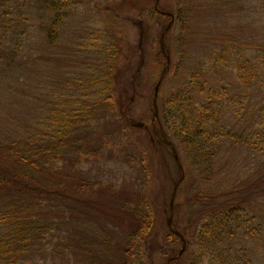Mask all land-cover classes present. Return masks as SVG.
Returning <instances> with one entry per match:
<instances>
[{
	"label": "trees",
	"instance_id": "obj_1",
	"mask_svg": "<svg viewBox=\"0 0 264 264\" xmlns=\"http://www.w3.org/2000/svg\"><path fill=\"white\" fill-rule=\"evenodd\" d=\"M110 1L126 3L129 0ZM181 2L176 0L172 27L175 34L179 33L175 39L177 65L170 78L175 85L167 97H160L159 114L169 134L179 141L178 149L190 157V164L194 162L197 178L209 182L216 175V160L227 149L224 148L225 143L262 153L264 134L255 138V133L253 141L245 137L251 125L237 132L224 127L214 128L227 110L226 106L234 105L237 97L231 94L232 85L220 84L222 79L211 83L208 70L202 65L197 64L195 69L192 68L193 72L188 71L187 35L192 19L190 9ZM79 3L80 0L75 5ZM72 5L71 0H0V80L11 72L19 73L28 65L26 47L31 38L34 16L42 14L50 20L35 19L39 22V34L50 51L57 47L59 28ZM156 12L159 13L154 9L150 18L155 20ZM164 28L165 25L161 32ZM223 46L218 54L220 60L236 58L233 66L224 63L227 72L233 71L231 79L236 84L246 89L260 81L264 74V50L257 57L254 54L243 55L239 51L233 55L229 46ZM76 48L77 55L83 51L89 56L88 62L82 65L83 73H72L64 83L63 92H52V108H42V115L34 124L25 126L21 135L0 140V264H35L44 250L62 235L61 228L70 207L88 206L100 212L102 208L109 211L106 217L113 223L110 235L107 229L106 237L98 239V242L71 245L73 250H78L76 254L82 253L85 258L96 260V264H136L153 231L155 218L147 200L144 181L140 185L137 182L136 188L130 185L127 190L122 176L105 182L82 172L90 165L121 168V164H127L129 172L137 168L140 175L147 178L142 154L138 156L127 149L115 156L119 148L135 146L130 140L133 128L121 118L118 109L121 48L116 43L109 44L101 30L79 39ZM157 53L161 61H165L159 45ZM134 78L130 79L131 86ZM107 117L115 120L111 133H107L108 127L104 124ZM255 124L264 127V103L259 106ZM134 151L138 149L134 148ZM65 168L67 171L64 172ZM207 182L205 185L209 184ZM193 204L198 210L191 218L194 221H189L198 226L196 241L201 250L207 249L206 245L210 248L208 244L212 240L233 237L252 221L244 210L216 198L208 190L198 189ZM118 218L126 221L125 230L120 228L121 233L116 227L120 223ZM253 235V230L248 231L245 238ZM166 239L173 242L177 238L169 232ZM120 242L123 247L118 261L112 250L120 247ZM211 253L212 264L215 261L234 263L229 262L223 253L215 250Z\"/></svg>",
	"mask_w": 264,
	"mask_h": 264
},
{
	"label": "rangeland",
	"instance_id": "obj_2",
	"mask_svg": "<svg viewBox=\"0 0 264 264\" xmlns=\"http://www.w3.org/2000/svg\"><path fill=\"white\" fill-rule=\"evenodd\" d=\"M71 1L72 8L68 10L67 17L59 28L57 47L51 52L48 50L38 31L39 22L35 21L48 22L49 18L42 14L34 16L31 21V38L26 47L28 57L25 60L28 65L24 70H19V73L11 72L0 80V140L21 135L25 126L34 124L36 118L42 115V108H52V92H63L64 83L70 79L71 74L83 73L82 65L88 62L86 52L82 51L80 55L75 53L78 51L76 43L79 44V39L86 34L101 30L109 44L116 43L122 50L121 64L118 66V72H122L118 74V109L121 118L133 128L130 140L135 144L133 150L119 148L115 156L118 157L127 149L133 151L132 154H142L147 178L140 175L137 168L129 172L127 164H121L123 169L115 165H90L82 172L105 182L114 181L118 175L122 176L127 190L130 185L136 188L137 182L138 185L145 182L146 196L155 224L148 238V245L143 248L136 264H166L168 258L176 257L181 249L177 239H173V242L166 239L169 233V197L180 172L170 148L159 145L156 141L152 142L154 138L151 122L153 88L158 81L162 64H165L157 53L158 41L162 27L167 25L169 19L157 12L155 20L150 18L156 0H129L126 3L80 0L78 6L75 3L79 0ZM182 3L190 9L192 19V27L187 35L188 71L193 72L192 68L195 69L197 64L202 65L208 70L211 83L222 79L223 83L220 84L232 85L231 94L237 97L234 105L226 106L227 110L214 128L224 127L237 132L251 125L245 132V137L253 141L255 133V138L263 137L264 127L255 123L258 121L259 106L264 103V74L260 81L244 89L231 79L234 77L233 71L227 72L224 68V63L227 62L233 66L236 58H226L225 62L220 60L218 54L223 45H227L233 55L236 51L247 56L261 55L264 50V0H182ZM156 5L158 11L175 17L176 0H158ZM173 31L172 29L166 41L171 69L160 87L159 98L167 97L175 85L170 78L177 62L178 46L175 39L179 33L177 31L175 34ZM262 68L264 73V67ZM134 76L131 86L130 79ZM105 121L108 122H104L108 127L107 133H111L115 120L107 117ZM161 124L164 135L179 157L184 177V184L179 185V193L175 196L172 222L175 229L183 235L186 244L179 258L170 264H212L209 261L212 250L227 255L228 261L234 262L232 264H264V147L262 153H255L230 142L225 143L224 148L227 149L216 160V175L207 182L206 179L197 178L194 162L190 164V157L178 149L179 141L169 134L162 121ZM157 128L155 126L156 131ZM255 143L258 144L257 139ZM134 148L138 151H134ZM204 181L209 184L205 185ZM198 189L208 190L216 198L229 201L231 205L244 210L252 220L244 228L247 231L241 228L233 237L212 240L208 244L212 248L206 245L207 249L201 250L196 241L198 226L191 223L194 221L191 220L194 211L198 210L193 204ZM86 207L67 209L68 216L61 228L62 235L44 250L35 264H96V260L87 259L82 253L76 254L78 250H73L71 245L102 240L106 237L107 229L110 235L113 223L106 217L109 211L102 208L103 211L100 212L95 207ZM118 220L120 223L116 227L121 233L120 228L126 226V221L125 218ZM251 230L254 235L245 238L246 232ZM119 245L120 247L112 250L118 261L121 260L120 248L123 247L121 242ZM213 264L221 263L215 261Z\"/></svg>",
	"mask_w": 264,
	"mask_h": 264
},
{
	"label": "water",
	"instance_id": "obj_3",
	"mask_svg": "<svg viewBox=\"0 0 264 264\" xmlns=\"http://www.w3.org/2000/svg\"><path fill=\"white\" fill-rule=\"evenodd\" d=\"M171 24H172V21H171L170 24L165 28L164 32L162 33V35H161V37H160V42H159V44H160V49H161L162 52H164V42H163L164 35H165V33L170 29ZM169 64H170L169 57L166 56V68L169 67ZM165 71H166V69L163 70V72L161 73V76H160V78H159V81H158L157 85H156L155 88H154L153 106H154V110H155V118L157 117V115H156V111H157V107H156L157 92H158L159 86H160V84H161V81L163 80V77H164V75H165ZM174 158H175L176 162H178L177 157L175 156ZM181 179H182V178H181ZM181 179H180V180H181ZM177 186H178V183L175 184L174 189H173V192H172V195H171L170 207H169V210H170V214H171V215H172V212H173V201H174V197H175V193H176ZM167 224H168L169 227H171V217H170V219L168 220V223H167ZM171 233H173L174 235L178 236V238H179V239L181 240V242H182V249H181V251H180V253H179V255H180L181 252H182L183 249H184V246H185V244H184V242H183V239H182L181 235H180L177 231L171 229ZM170 262H171V260H168V261H167V264H170Z\"/></svg>",
	"mask_w": 264,
	"mask_h": 264
},
{
	"label": "flooded vegetation",
	"instance_id": "obj_4",
	"mask_svg": "<svg viewBox=\"0 0 264 264\" xmlns=\"http://www.w3.org/2000/svg\"><path fill=\"white\" fill-rule=\"evenodd\" d=\"M156 133H157V135H156ZM154 134H155V138H156V140H157V142H159V137H161V132L159 133V132H154ZM161 142V141H160Z\"/></svg>",
	"mask_w": 264,
	"mask_h": 264
}]
</instances>
